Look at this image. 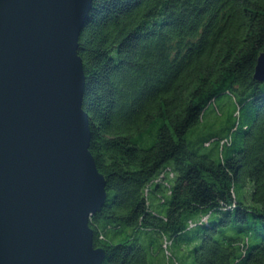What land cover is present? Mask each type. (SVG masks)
<instances>
[{
  "label": "trees",
  "instance_id": "obj_1",
  "mask_svg": "<svg viewBox=\"0 0 264 264\" xmlns=\"http://www.w3.org/2000/svg\"><path fill=\"white\" fill-rule=\"evenodd\" d=\"M262 52L264 0H92L77 53L107 194L88 219L101 264H264ZM220 94L233 119L191 149Z\"/></svg>",
  "mask_w": 264,
  "mask_h": 264
},
{
  "label": "water",
  "instance_id": "obj_2",
  "mask_svg": "<svg viewBox=\"0 0 264 264\" xmlns=\"http://www.w3.org/2000/svg\"><path fill=\"white\" fill-rule=\"evenodd\" d=\"M92 0H0V264H101L106 200L82 108ZM254 79L264 81V52Z\"/></svg>",
  "mask_w": 264,
  "mask_h": 264
},
{
  "label": "rangeland",
  "instance_id": "obj_3",
  "mask_svg": "<svg viewBox=\"0 0 264 264\" xmlns=\"http://www.w3.org/2000/svg\"><path fill=\"white\" fill-rule=\"evenodd\" d=\"M234 108V99L228 94L218 95L208 106L205 108L200 121L194 126L190 127L186 133V139L189 143L191 149L197 147L198 139L208 134L221 135L225 132L226 126L233 119L231 112ZM240 140L237 139L234 147L239 145ZM207 149L202 147L198 148V151L205 152ZM237 189V188H236ZM241 192L244 191L243 188L240 189ZM239 192V189H237ZM152 203H155L152 196H150ZM111 232L108 233L110 235ZM124 238V233L122 234L121 240ZM171 248V247H170ZM187 261H192L190 258Z\"/></svg>",
  "mask_w": 264,
  "mask_h": 264
}]
</instances>
